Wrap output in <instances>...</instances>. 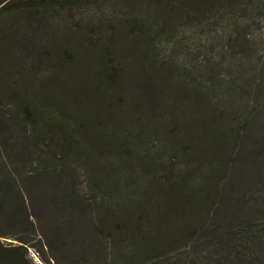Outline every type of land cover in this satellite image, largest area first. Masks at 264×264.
Segmentation results:
<instances>
[{
	"label": "rangeland",
	"instance_id": "1",
	"mask_svg": "<svg viewBox=\"0 0 264 264\" xmlns=\"http://www.w3.org/2000/svg\"><path fill=\"white\" fill-rule=\"evenodd\" d=\"M214 8L207 13L204 9L198 18L177 17L168 26L172 39L157 34L161 25L151 17L150 25H141V40L125 43L123 49L104 38L90 46V38L104 31L110 35L111 30H104L108 22L123 28L134 7L110 4L101 11H80L76 22L62 15L47 23L44 16L27 13L16 23L13 11L0 15V33L10 36L7 47L0 49V187L10 188L11 201L18 207L17 226L9 228L1 240L23 246L30 264H115L132 252L131 232L147 228L150 222H159L163 232L177 235L168 252H194L191 242L201 237L202 226L211 222L237 225L264 211V0H227ZM143 14H139L141 22L148 18ZM123 30L116 37L120 42L129 34L125 26ZM237 37L238 43L246 38L239 49L249 57L240 58L232 47ZM150 50L155 59L142 56ZM155 60L160 67L175 63L174 72L183 77L185 70L200 78L208 70L216 71L229 82L222 84L227 100L251 105L245 107V114L237 113L241 143L228 158V172L219 177L217 201L207 204L204 195L191 197L178 215L168 214L172 210L163 206L162 197L153 199L146 188L150 183L157 185L166 174L193 180L205 175L207 163L198 165L195 158L200 146L206 149V139L195 142L187 135L179 137L178 128L182 132L183 125L175 126L163 105L167 100L172 111L192 117L203 111L194 109V93L179 94L177 99L144 89L147 69ZM119 64L125 68V78L134 79L124 89H116L108 77ZM249 89L247 98L242 92ZM149 100L157 105L146 108ZM52 115L63 119L67 131L52 125ZM231 120L227 117L225 122L234 123ZM105 123L113 132L125 127L130 148L122 154L137 171L114 173L107 161L118 160L116 152L104 158V148L96 150L94 144L100 139L96 131ZM176 142H184L189 149L192 145L191 154L184 149L175 153ZM125 174L137 178L133 187L116 181L117 175L121 180ZM243 201L248 202L244 208ZM19 206L26 208L28 219ZM204 237L197 247L199 254H206Z\"/></svg>",
	"mask_w": 264,
	"mask_h": 264
},
{
	"label": "trees",
	"instance_id": "2",
	"mask_svg": "<svg viewBox=\"0 0 264 264\" xmlns=\"http://www.w3.org/2000/svg\"><path fill=\"white\" fill-rule=\"evenodd\" d=\"M226 1L227 0H0V15L13 11L15 14L13 19L16 20V23H20V18L27 15V13L40 14L44 16L47 23L51 21V18L62 15H67L71 20L76 22V15L80 11L91 12V10L94 11L96 9L101 11L103 7H108L110 4L112 6L116 5L117 7L122 6V8L134 7L131 17L127 18L124 23L129 34L127 33L126 38L123 37L124 40L122 42L116 39V37L121 31H124V26L122 28V25L118 23L114 26L113 22H108L104 26V30H111L110 35H107L110 31H104V34H96L94 39L90 38V46H93L99 39L102 40L104 38L109 39L113 46H121L122 48L125 43L137 44V40H141V36L138 35L139 30H141V25H150L151 17H154L152 20H155L156 23L161 25V33L158 31L157 34L165 35L169 39H172L174 33L168 30V26L175 21L177 17L181 15L184 18L193 19L200 15L204 9L206 13L211 12L218 4L221 5ZM226 4L227 3H225V5ZM142 12H144L143 16H148L143 22L139 19V14ZM98 25L100 24L98 23ZM247 28H249V26L244 27L243 31L247 30ZM95 31V26H92L90 32L94 34ZM115 32H117V34L114 36ZM86 38L84 37L83 40ZM238 40L239 37L232 41L237 43V45H233L232 43V47L236 48L240 58L241 56L242 59L249 57L250 55L243 49H239L244 47L246 38L245 41H242L243 43L241 42L242 44L238 43ZM8 42H10V36L0 33V49L3 45L7 47ZM141 50L143 51V43H141ZM153 51H145L144 54L142 52V56L146 58L150 55L151 58L155 59ZM61 53L62 51L59 52V57ZM163 64L165 65L160 67L155 60V65L147 69V75H145L146 87L144 89L148 90L151 94H157V96L158 93L161 95L165 94V96L176 95L177 99H179V94L194 93L196 103L193 104V107L196 110L203 111L202 115L192 117V115L188 116L177 112L178 109L172 111L170 109V103L167 100L163 106H166L170 114L173 115V124L175 126L178 127L183 125L182 132L181 129L178 128L177 135L179 137H181L180 135H187L195 142L203 141L204 138L206 139V149L200 146L198 150L199 153L195 158L198 165H200L201 162L202 166L204 162L207 163L208 168L205 169V175L200 173L201 177H195V180H193L191 177H189V179L186 177L180 179L179 176L174 174H166L158 181L157 185L150 183L146 188L145 192L153 199L154 195L155 198L157 197L156 200H158V197H162L163 206L172 210V212H168V214L174 213V215H178V210L184 211L188 204H190V202L186 201L188 199L190 200L191 197L204 195L207 204L211 201H217L219 197V177L222 172H228V170H225V167L228 165V158L234 154L235 146L241 143V117H237V113L245 114L251 105L248 101H245L248 102V104L243 103L241 105L239 103L237 104L235 100L234 103L229 99L227 100L225 97L226 89L222 85L225 81L217 76L218 73L216 71L212 74L210 73L211 70H208V73L206 72V77L200 78L198 75L189 73V70H185L187 75L183 73V77L182 75L178 76V74L174 72L176 71L175 63L168 62ZM221 65L223 64L219 63L217 66L222 68ZM114 69V72L108 77H110L109 81L114 84L116 89H124L125 85L128 83L132 85L134 79L128 80L125 78V68H122L121 64L117 65ZM225 83L228 84L229 82ZM104 91L106 92V89H104ZM242 93H246L247 98L251 96L250 89L249 91L244 90ZM234 95H237V92ZM156 101L158 103V100ZM148 104H150L149 106L151 107L157 105L155 102L152 103V101L149 100L146 104L147 106H145L148 109ZM245 107H248V109L246 108L245 110ZM227 117H232L233 120L231 121H234V123H230V121L229 123L225 122ZM52 122L53 126L65 129L62 118L52 115ZM123 128L124 129H121L122 131L118 132H113L114 130L109 131L105 123L99 131H96V134H98L100 138L98 139L99 141L94 144L96 150L98 146H102L104 148V158H111L113 156V151L118 155V160L114 162L110 160L107 161V163H110V168L113 169L114 173H120L122 170L126 172L129 169L137 171L135 169L136 166H134L130 160L124 158L122 154L130 148L127 144L128 137L125 132V127ZM65 130L67 131V129ZM73 131L76 130L74 129ZM72 136L77 135L71 134L69 137ZM182 143L184 142H176L174 146L175 153L184 149L186 154H188L187 151L191 154L192 151H190V149L192 150V145H190L189 149L188 146L182 145ZM210 147L211 149H209ZM90 148L91 146L89 145L84 146L86 152H88ZM203 151H206V156ZM210 151L213 152L209 154ZM175 156L177 157V155ZM139 176L144 182L145 175L140 172ZM9 181H12V179ZM116 181L118 183L124 181L125 188H130L136 184L137 178L134 177L133 174H125V176L119 180L117 175ZM141 188V191H143L145 186ZM136 194L137 192L134 189L131 201H135L133 199L137 198ZM12 195L9 187H0V264H30V259L23 246L7 244L1 240V238L8 235L6 231L9 228L17 226L14 216L18 207L11 201ZM245 197H247V194H245ZM255 200H258V198ZM262 200L264 202V196ZM247 203V201H243V205L241 204L242 208H244ZM19 208L26 213V208L24 206H19ZM124 210L125 209H122V211ZM157 213L156 211V214ZM257 213L258 217L255 219H248L246 222H241L237 225L227 223L226 225L220 226L211 222L208 226H202L198 229V231L201 230L203 232L202 235L199 234L201 237L191 242L195 250L194 252L193 250L182 253L168 252L167 246L170 247L173 236L177 235L169 234V230L166 231L167 233L163 232V226L159 222L156 224L155 222H153V224L150 222L147 228H135V230L131 232L129 240L132 252L129 251L130 255L125 259L122 258L120 261L117 260L115 264H139L141 262L145 264H205L203 260L205 256L207 261L206 264H264V211ZM151 215L152 211L148 214V217ZM14 221L16 223L15 225L12 224ZM174 229L175 226L171 228L172 232L174 231L173 233L175 234L177 230L175 231ZM195 235L196 234H193L192 237ZM203 236L206 238V254L199 251L203 255L201 256L197 251V247L202 245ZM137 238H140V244L137 243ZM159 248L162 252L158 254L157 251Z\"/></svg>",
	"mask_w": 264,
	"mask_h": 264
}]
</instances>
